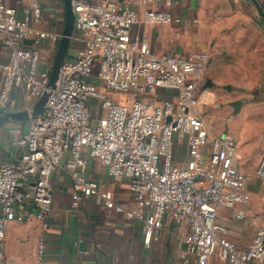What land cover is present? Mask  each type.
Masks as SVG:
<instances>
[{
  "label": "built area",
  "instance_id": "obj_1",
  "mask_svg": "<svg viewBox=\"0 0 264 264\" xmlns=\"http://www.w3.org/2000/svg\"><path fill=\"white\" fill-rule=\"evenodd\" d=\"M134 1L144 7L141 15ZM155 1L72 0L74 52L67 54L43 112L29 119L20 161L0 164V264L9 224L34 219L43 230L50 228L52 176L66 154L73 207L84 195L100 197L107 209L144 224L147 247L165 221L173 222L184 232L181 264H208L213 257L228 264H264V227L244 247L230 239L222 217L228 210L245 218L249 178L236 163V142L211 135L196 112L208 53L155 54L146 38L131 34L137 24L175 21L168 12L150 9ZM42 19V0L20 7L0 0V43L10 50L9 60L0 63V112L10 108L17 90L28 110L47 90L52 65L40 68L38 45L58 43L62 34L35 27ZM164 91L176 92L175 98L162 99ZM113 92L140 96L118 103ZM92 101L105 112L97 119L90 113ZM91 160L111 178L132 180V203L115 202L97 180L85 176ZM256 177L264 188V157ZM44 250L41 244L39 260Z\"/></svg>",
  "mask_w": 264,
  "mask_h": 264
},
{
  "label": "crops",
  "instance_id": "obj_2",
  "mask_svg": "<svg viewBox=\"0 0 264 264\" xmlns=\"http://www.w3.org/2000/svg\"><path fill=\"white\" fill-rule=\"evenodd\" d=\"M9 1L20 7L28 0ZM257 1L264 10V0ZM132 5L141 15L144 7L138 1ZM149 8L168 12L175 20L166 26L137 24L131 28L133 36L149 41L153 53L183 58H190L194 52L208 53L209 62L197 95L198 102L205 104L214 95L222 96L240 103V113L252 109L251 104L243 102L246 96L258 95L263 102L262 82L254 80L264 78V26L253 0H172L171 4L168 0H156ZM42 9L43 19L35 27L62 34L64 0H42ZM30 43L27 41L28 46ZM58 43L44 41L38 45L42 53L40 68L53 64ZM9 58L10 50L0 43V63ZM111 95L113 98L118 96L115 92ZM175 95L174 91H164L161 98L174 99ZM23 110L24 95L17 90L6 112ZM220 110L219 121L224 122L229 110ZM94 111L90 108L92 117L97 119L98 114ZM6 112H0V116ZM196 112L202 117L197 109ZM257 118L249 137L245 132L241 135L228 133L237 145L236 163L250 177L247 183L249 196L256 192L258 185L263 188L256 170L264 157V136L261 142L258 137L264 135V118L262 115ZM28 128L29 120L0 124V164H18L26 151L23 141ZM66 159L67 154L52 176L54 196L50 228L43 230L42 223L34 219L22 225L9 224L4 264H181L179 254L184 248V232L173 222L165 221L147 247L144 224L107 209L100 197L84 195L83 201L73 207V183L65 168ZM85 176L97 180L115 202L132 203L131 179L109 177L96 160L89 162ZM227 211L222 212L226 221ZM41 244L45 255L39 260L37 252ZM208 264L228 263L213 257Z\"/></svg>",
  "mask_w": 264,
  "mask_h": 264
},
{
  "label": "rangeland",
  "instance_id": "obj_3",
  "mask_svg": "<svg viewBox=\"0 0 264 264\" xmlns=\"http://www.w3.org/2000/svg\"><path fill=\"white\" fill-rule=\"evenodd\" d=\"M57 47L58 44L55 48V55ZM75 47L76 44L71 42L68 53H73ZM254 81H261L264 87V78L255 79ZM138 96L140 95L135 93H120L118 96H114L116 98H113L111 95V99H116L115 101L118 103H129L130 100L128 99L131 98L132 101ZM244 98L246 99H244L243 102L251 104L250 108L252 109L251 111L239 112L240 114H235L234 108L232 107V103L235 102L233 99H224L222 96L214 95L205 104L200 101L198 102L197 111H199L200 114H202L203 119L206 120L211 135H221L222 133L229 136V132L241 135L245 132V134L249 137L250 134H252V125H256L259 120L257 117L262 115L264 118V100L261 102L259 96L255 94ZM220 107L223 110H229L228 116L224 122L219 121L218 116L221 112ZM90 108L95 110L93 113L98 115L103 113V109H101V105L98 101H92ZM232 113L236 116H232ZM263 136L264 135L262 134L258 135L260 142L261 139H263ZM185 154L186 151L183 152L184 157ZM248 178L250 181L249 176ZM244 210L246 212V216L240 220L234 218L231 212H225V215L227 216V223L229 225V237L233 242L239 245H248L251 243L257 231L264 227V189L262 187H259L258 185L256 192H253L250 195L249 203L244 207Z\"/></svg>",
  "mask_w": 264,
  "mask_h": 264
},
{
  "label": "water",
  "instance_id": "obj_4",
  "mask_svg": "<svg viewBox=\"0 0 264 264\" xmlns=\"http://www.w3.org/2000/svg\"><path fill=\"white\" fill-rule=\"evenodd\" d=\"M257 6L258 12L263 20L264 26V10L257 0H253ZM64 9H65V21L64 28L62 32L61 39L58 43L56 55L52 64L50 80L47 86V90L43 92L40 99L31 109H25L23 111L16 112H6L0 116V124L7 122H17V121H28L31 117H35L43 112L46 107L47 101L52 93V90L56 88L57 82L59 80L60 71L62 64L67 56L71 39L75 32V13L73 9L72 0H64ZM235 114H238L241 105L238 102L232 103ZM171 119L168 118V121Z\"/></svg>",
  "mask_w": 264,
  "mask_h": 264
}]
</instances>
